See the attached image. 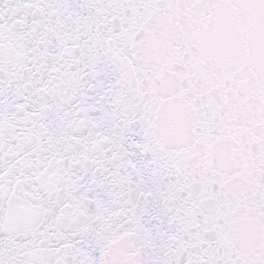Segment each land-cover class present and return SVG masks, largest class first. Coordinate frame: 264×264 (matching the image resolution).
<instances>
[{"label": "snow or ice", "instance_id": "obj_1", "mask_svg": "<svg viewBox=\"0 0 264 264\" xmlns=\"http://www.w3.org/2000/svg\"><path fill=\"white\" fill-rule=\"evenodd\" d=\"M0 264H264V0H0Z\"/></svg>", "mask_w": 264, "mask_h": 264}]
</instances>
